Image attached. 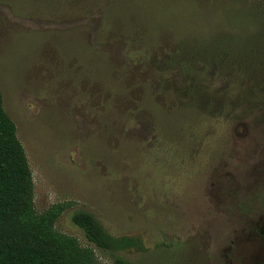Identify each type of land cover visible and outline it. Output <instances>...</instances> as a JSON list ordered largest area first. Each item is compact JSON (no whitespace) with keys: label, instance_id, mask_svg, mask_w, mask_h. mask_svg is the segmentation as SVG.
<instances>
[{"label":"rangeland","instance_id":"1","mask_svg":"<svg viewBox=\"0 0 264 264\" xmlns=\"http://www.w3.org/2000/svg\"><path fill=\"white\" fill-rule=\"evenodd\" d=\"M257 4L0 0V92L32 173L34 209L58 204L55 230L97 264H213L232 239L260 189L264 110L195 125L168 55L226 34L255 36ZM79 211L142 249H99L72 221ZM250 251L243 264H257L259 250Z\"/></svg>","mask_w":264,"mask_h":264},{"label":"trees","instance_id":"2","mask_svg":"<svg viewBox=\"0 0 264 264\" xmlns=\"http://www.w3.org/2000/svg\"><path fill=\"white\" fill-rule=\"evenodd\" d=\"M257 1L261 29L255 36L235 40L226 34L188 49L183 58L178 50L168 55L169 64L180 66L179 93L186 100L181 107L199 113L195 125L200 116L218 119L239 111L235 116L241 118L264 110V0ZM33 195L32 173L0 92V264H97L90 248L55 230L60 206L37 213ZM72 221L101 250L142 249L137 238L109 234L86 212L74 213Z\"/></svg>","mask_w":264,"mask_h":264},{"label":"flooded vegetation","instance_id":"3","mask_svg":"<svg viewBox=\"0 0 264 264\" xmlns=\"http://www.w3.org/2000/svg\"><path fill=\"white\" fill-rule=\"evenodd\" d=\"M261 176L253 177L260 187L255 195L256 200L240 213L239 221L232 230V239L222 249L221 255L211 258L213 264L216 261L220 264H243L251 258V248L259 250L257 264H264V172H261Z\"/></svg>","mask_w":264,"mask_h":264}]
</instances>
